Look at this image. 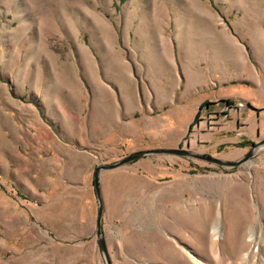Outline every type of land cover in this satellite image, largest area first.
Returning a JSON list of instances; mask_svg holds the SVG:
<instances>
[{
	"label": "rangeland",
	"instance_id": "obj_1",
	"mask_svg": "<svg viewBox=\"0 0 264 264\" xmlns=\"http://www.w3.org/2000/svg\"><path fill=\"white\" fill-rule=\"evenodd\" d=\"M246 68L264 70V0H0V264H104L98 166L243 157L264 119L228 121L246 105L198 87ZM99 185L128 264H264V146L233 168L148 156Z\"/></svg>",
	"mask_w": 264,
	"mask_h": 264
},
{
	"label": "crops",
	"instance_id": "obj_2",
	"mask_svg": "<svg viewBox=\"0 0 264 264\" xmlns=\"http://www.w3.org/2000/svg\"><path fill=\"white\" fill-rule=\"evenodd\" d=\"M203 72L204 71L200 69L195 72V75L199 79H201L202 76L204 75ZM230 76L232 77L231 82H234L235 84H231V86L229 87L223 86L222 88L215 90L214 88L211 87V85L204 82L202 85H199L198 88L201 87L203 94L207 95L206 98L208 99V101L218 102V100L230 99V101L232 102L241 101L246 105V109H244L243 111H236L235 113L230 114L235 117L233 119L229 118L228 121L232 120L238 123L243 119L245 120L250 119L251 115L248 114V111H254L251 107L257 110L256 111L257 119L259 118L264 119V70L252 71V70H248V68H246L245 70L239 69L238 71H232ZM221 84H224V80L221 81ZM246 132L247 134L244 136L250 135L249 130H246ZM240 133H237L234 136L237 138L241 137L242 135ZM195 153H199V152H195ZM166 174H167V171H166ZM145 180L149 182L153 181L156 184H158L157 181H154L152 176H149V177L146 176ZM101 197H102V202H103V207H104L103 220H102V233L105 239V243L107 246L111 264L127 263L129 262V260H131L130 258L125 259L127 260V262L124 259L120 258V255H121L120 250L125 248V243L124 242L118 243L116 241L111 243L110 239L107 237L106 230H107V227L109 229L112 228V225L114 224V222L112 220L113 217L111 216H114V215L106 214V204L107 203L104 200L102 193H101ZM128 216H129L128 213L122 216V219H121L122 223L120 224L121 228L124 227L125 224L127 223Z\"/></svg>",
	"mask_w": 264,
	"mask_h": 264
},
{
	"label": "water",
	"instance_id": "obj_3",
	"mask_svg": "<svg viewBox=\"0 0 264 264\" xmlns=\"http://www.w3.org/2000/svg\"><path fill=\"white\" fill-rule=\"evenodd\" d=\"M242 107V106H241ZM231 111H237L236 109H230ZM264 146V138L261 139L256 145H253L252 148L240 159L233 161L221 160L210 155L195 153L188 149L183 148H170V149H150V150H141L134 153L129 154L123 159L119 160L116 163H112L109 165H102L96 167L93 174V187L95 190L96 198H97V215H96V241L98 243V247L103 259L104 264H111L110 257L108 254L107 246L105 243V239L102 233V220H103V202L100 192L99 185V175L103 170H114L123 165L132 163L140 158L148 157V156H158V155H167V156H179L188 159H196L200 161H204L210 164H214L221 167L233 168L237 167L245 162L249 161L255 154L256 150L260 147Z\"/></svg>",
	"mask_w": 264,
	"mask_h": 264
},
{
	"label": "bare ground",
	"instance_id": "obj_4",
	"mask_svg": "<svg viewBox=\"0 0 264 264\" xmlns=\"http://www.w3.org/2000/svg\"><path fill=\"white\" fill-rule=\"evenodd\" d=\"M218 227H219V226H218ZM215 232H216V234L219 235V233H220V229H219V228L215 229Z\"/></svg>",
	"mask_w": 264,
	"mask_h": 264
},
{
	"label": "trees",
	"instance_id": "obj_5",
	"mask_svg": "<svg viewBox=\"0 0 264 264\" xmlns=\"http://www.w3.org/2000/svg\"><path fill=\"white\" fill-rule=\"evenodd\" d=\"M207 106V105H206Z\"/></svg>",
	"mask_w": 264,
	"mask_h": 264
}]
</instances>
